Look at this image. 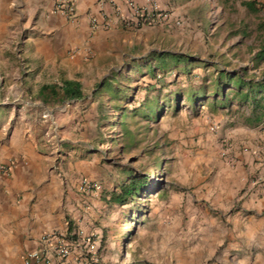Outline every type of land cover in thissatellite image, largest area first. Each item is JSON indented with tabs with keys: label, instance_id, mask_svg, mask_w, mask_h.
<instances>
[{
	"label": "rangeland",
	"instance_id": "1",
	"mask_svg": "<svg viewBox=\"0 0 264 264\" xmlns=\"http://www.w3.org/2000/svg\"><path fill=\"white\" fill-rule=\"evenodd\" d=\"M175 2L170 14L181 25L149 27L134 53H145L141 64L119 57L109 62L112 69L94 65L84 100L49 109L52 118L43 124L40 116L37 126L49 174L61 186L60 202L78 212L83 226L65 215V229L58 231L84 230L101 247L99 264H215L222 249L213 236L227 238L232 223L225 214L239 210L241 195L264 168V156L244 146L251 139H239L250 133L264 138V119L251 122L253 107L241 103L230 79L221 78L227 73L264 81V0ZM7 4L4 15L12 20L0 62V120L21 108L24 76L40 71L26 45L38 35L36 17L25 5ZM156 53L184 60L157 68ZM60 61L57 56L53 62ZM57 69L64 78L61 65ZM43 74L47 80L48 69ZM257 143L247 145L255 149ZM238 167L246 170L240 175ZM224 170L239 176L229 201L218 194ZM138 178L146 188L124 203L112 201ZM82 179L98 189L80 193ZM26 245L4 251L0 264H26Z\"/></svg>",
	"mask_w": 264,
	"mask_h": 264
},
{
	"label": "crops",
	"instance_id": "2",
	"mask_svg": "<svg viewBox=\"0 0 264 264\" xmlns=\"http://www.w3.org/2000/svg\"><path fill=\"white\" fill-rule=\"evenodd\" d=\"M61 1L7 0L6 9L13 3L25 5L31 11V17H36L33 29L38 35L28 38L26 45L30 46L28 57L39 63L40 71L36 74L32 71V74L30 72L24 76L25 100L19 103L21 108L11 111L5 120L4 116L0 120V165H10L7 174L0 173V254L3 256L4 251L17 252L21 245L26 244L30 245L29 252L37 247L42 235L56 232L60 230L58 228L65 229V215L73 216L75 222L77 220L78 212L70 207L65 208L60 202L61 186L56 175L49 174V156L42 150L37 130L40 116L43 117L49 109L62 107L66 103L82 102L87 84L86 74L94 69V65L103 69L109 66L112 69L109 62L119 57L124 61L141 64L138 60L145 53L140 56H135L134 53L140 48V44H144L145 41L142 40L146 34L152 31L151 28L129 30L119 23L118 12H127L125 0H115L114 5L102 3L101 0H73L77 10L76 20L55 12ZM132 1L139 6L145 5V0ZM156 1L161 10L173 13L175 0ZM4 14V0H0V62L4 60V29L7 30L6 25L12 20ZM93 16L97 17L99 23L104 22L106 16L109 26L93 30ZM32 20L31 18L30 23ZM163 54L165 53H156L154 58L159 62L160 58L157 57ZM57 56H61L60 65L66 72L64 78L57 71L60 65L53 62L57 60ZM101 60L108 61V64L99 66ZM0 64L2 78L4 71L2 63ZM46 69L49 72L47 80L43 74ZM67 82L79 86L83 94L80 100H68L65 97ZM36 106L38 111L34 109ZM40 108L43 110L42 114L39 113ZM44 122L46 120L41 121L45 124ZM248 131L251 132V128ZM248 138L251 141H243L244 146L263 157L264 148L258 146L264 147V138L261 142L257 134L250 133L239 139ZM254 140L258 142L255 149L247 145H252ZM236 170L241 175L240 170L246 169L238 167ZM253 170L250 167L247 169L249 173ZM231 171L224 170L223 182L218 185V194L224 201L234 198V186L239 190V176ZM260 178L264 180V168ZM240 201L238 211L225 214L232 223L226 231L227 238L219 240V235L213 236L215 245L222 249L217 251L218 254L216 252L215 264H264V189L251 185L249 191L241 195ZM75 224L83 227L79 222Z\"/></svg>",
	"mask_w": 264,
	"mask_h": 264
},
{
	"label": "built area",
	"instance_id": "3",
	"mask_svg": "<svg viewBox=\"0 0 264 264\" xmlns=\"http://www.w3.org/2000/svg\"><path fill=\"white\" fill-rule=\"evenodd\" d=\"M102 3L115 4V0H101ZM127 12H118L119 23L129 30H140L158 26H180L181 20H174L169 12L159 8L156 0H145L144 6H139L132 0H125ZM56 13H61L71 20L77 19V10L73 0H62L55 9ZM93 30L109 26V20L99 23L97 17L91 18ZM43 118L49 121L52 113L47 112ZM10 165H0V173L7 174ZM254 188L264 189V180L258 179L254 183ZM98 189L97 184H93L87 179H82L78 184V191L82 194H89ZM51 232L42 235L36 248L26 255V264H99L101 247L84 230L75 229L74 232ZM71 235H73L71 237Z\"/></svg>",
	"mask_w": 264,
	"mask_h": 264
},
{
	"label": "trees",
	"instance_id": "4",
	"mask_svg": "<svg viewBox=\"0 0 264 264\" xmlns=\"http://www.w3.org/2000/svg\"><path fill=\"white\" fill-rule=\"evenodd\" d=\"M157 58H160L161 61L158 62L157 59L154 58L156 65H158L157 68H164L165 66H167L169 59L177 61L184 60L183 57L174 56L168 53L159 55ZM221 78L222 80H224L225 78L230 79L231 89L235 91L236 96L239 97L240 101H242L241 103L253 107L251 115L254 120H251V122L258 123L262 119H264V81H247L243 76L239 74H235L234 76H232L231 74L227 73H223L221 75ZM65 85L68 86V88L65 90V97L68 100H80L83 97V94L82 92H80L78 85L71 82H67ZM146 187L147 183L145 182V180L138 178L134 180L128 187H126L121 195H114L112 197V201L115 203H124L127 198H130L135 193Z\"/></svg>",
	"mask_w": 264,
	"mask_h": 264
}]
</instances>
